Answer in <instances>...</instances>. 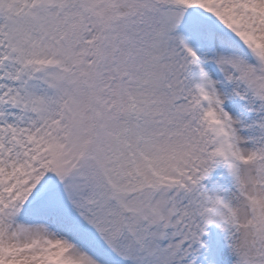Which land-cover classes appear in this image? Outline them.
<instances>
[{
    "label": "snow or ice",
    "instance_id": "snow-or-ice-1",
    "mask_svg": "<svg viewBox=\"0 0 264 264\" xmlns=\"http://www.w3.org/2000/svg\"><path fill=\"white\" fill-rule=\"evenodd\" d=\"M0 264H264V0H0Z\"/></svg>",
    "mask_w": 264,
    "mask_h": 264
}]
</instances>
